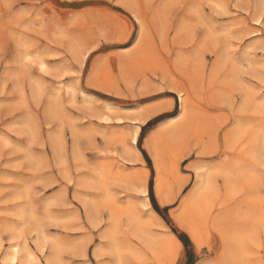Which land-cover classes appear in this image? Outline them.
<instances>
[{
    "label": "rangeland",
    "instance_id": "374dc122",
    "mask_svg": "<svg viewBox=\"0 0 264 264\" xmlns=\"http://www.w3.org/2000/svg\"><path fill=\"white\" fill-rule=\"evenodd\" d=\"M23 240L264 264V0H0V264Z\"/></svg>",
    "mask_w": 264,
    "mask_h": 264
},
{
    "label": "bare ground",
    "instance_id": "6f19581e",
    "mask_svg": "<svg viewBox=\"0 0 264 264\" xmlns=\"http://www.w3.org/2000/svg\"><path fill=\"white\" fill-rule=\"evenodd\" d=\"M260 32V31H259ZM24 59V58H23ZM68 87V86H67ZM137 134H135V137H134V141L136 140V136ZM138 153V152H137ZM144 192H147V191H144ZM159 198V197H158ZM147 200V203H148V205H149V201H148V199H146ZM153 212V211H152ZM19 217H20V214H19ZM23 232V231H22ZM39 236V235H38ZM37 236V237H38ZM40 237V236H39ZM38 239V238H37ZM41 241H42V239H41ZM41 241H40V243H41ZM37 242V241H36ZM36 242H35V244H36ZM38 244V243H37ZM39 245V244H38ZM40 246V245H39ZM30 249H29V246H28V244L26 243V241L25 240H23V242L20 244V246L18 245V246H14V247H12V249H11V251H10V253H8L6 256H5V260H7V262L9 263V264H12L14 261H15V259H18V253L20 252V254L22 255L21 257L23 258V259H25L26 261H28V263H29V260L31 259L30 257H31V254H30V251H29ZM19 254V255H20ZM20 257V256H19ZM28 258H29V260H28ZM22 260V259H21ZM34 260V259H33ZM6 262V263H7ZM32 262V261H31ZM50 263H51V261H49Z\"/></svg>",
    "mask_w": 264,
    "mask_h": 264
}]
</instances>
